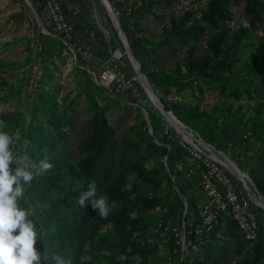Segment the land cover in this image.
<instances>
[{"label":"rangeland","instance_id":"obj_1","mask_svg":"<svg viewBox=\"0 0 264 264\" xmlns=\"http://www.w3.org/2000/svg\"><path fill=\"white\" fill-rule=\"evenodd\" d=\"M28 2L42 29L23 0H0V120L7 124L0 130H18L29 140L26 151L34 163L62 162L63 173L80 176L63 190L89 219L82 261L164 264L168 235L156 234L155 225L165 208L177 219L172 191L184 206L186 200L204 202L187 169H205L215 151L196 150L155 108L99 0H58L66 32L42 0ZM109 3L161 102L197 139L233 161L264 196V0ZM176 147L182 151L168 164ZM176 179L189 187L186 197ZM92 181L109 204L117 202L107 218L89 201L78 203ZM29 189L19 200L22 207H30ZM259 209L264 234V209ZM229 229L222 221L200 237L189 261L220 264L218 245ZM224 264H264V243L256 253L229 248Z\"/></svg>","mask_w":264,"mask_h":264},{"label":"trees","instance_id":"obj_2","mask_svg":"<svg viewBox=\"0 0 264 264\" xmlns=\"http://www.w3.org/2000/svg\"><path fill=\"white\" fill-rule=\"evenodd\" d=\"M109 2H111V0H109ZM164 106L166 110L170 111V108L167 105ZM175 151L177 152V155H180V152L182 150L180 147L178 149H174L172 156L170 158L168 157L167 159L168 164H171L174 161L173 155ZM40 161L41 160L36 161L35 164L38 166ZM62 169L63 163L56 162L52 163L51 170L47 172L40 173L35 170V173L33 175L34 178L30 184V189L26 193L27 198L30 200V207H26L27 203H25L23 207L31 208L34 213L32 219L36 221L37 228L40 233V239L38 240L36 247L39 251L45 254V260L43 264H55V261L52 259L54 255L63 257L66 261H70L71 264H91L89 262L82 261L85 242L84 228L85 225L89 224V219L84 211L80 212L76 210L74 202L68 195H65V191L63 190V187L69 184L71 181H77L78 179H81L80 176L76 173H63ZM188 170L189 168L187 169V172ZM199 171L200 170L198 169H194L195 173L189 174V176L193 175V178L191 180L192 182L190 181L189 183H193L195 188L202 192V190L198 186ZM179 180L180 179H176L175 187L181 196L186 197V192L189 187H185V185L183 186V184ZM59 185L62 186L58 191L57 187H59ZM202 194L204 195L203 192ZM172 196L178 201L179 204V209L176 212L177 219L174 221L171 218V209L165 208V213L164 215H162L160 220L168 222L172 227L180 224V221L182 220L184 215V221L189 222L191 220V214L196 213L198 206L196 204H192V202H190L189 200H186L188 205L184 206L182 201L177 197V194H175L173 191ZM18 204L22 207V203L20 201L18 202ZM259 210L260 209L258 208V212ZM225 222H227L230 229L227 235H224V237L228 236L230 237V240L225 241L223 237L220 241L218 245L219 255L217 257V263H225L229 248L238 251L247 250L249 252L256 253L260 244L264 243V234L261 230L263 221L260 217V214L258 218L257 241L252 248H245L241 244L240 234L231 221L226 220ZM233 231L234 236H232L231 234V232L233 233ZM213 232L214 231L212 230L210 233ZM167 235L168 238L166 240L165 247L168 250L174 246V242L171 233L168 232ZM190 257L191 256L187 257L184 264H196V260L192 262L189 261Z\"/></svg>","mask_w":264,"mask_h":264},{"label":"built area","instance_id":"obj_3","mask_svg":"<svg viewBox=\"0 0 264 264\" xmlns=\"http://www.w3.org/2000/svg\"><path fill=\"white\" fill-rule=\"evenodd\" d=\"M42 1L52 21L60 30L66 32L65 17L58 0ZM102 79L107 81L105 76ZM114 79L115 77L110 82ZM250 134L245 133L243 138H248ZM198 167L200 166L197 165ZM204 167L205 169L199 171L198 186L204 193L205 200L198 206L196 213L191 214V220L185 222L183 215L180 224L176 226L171 227L163 220L155 225L156 234L164 235L170 232L173 236L174 246L167 250L164 264H184L187 257L198 251V239L226 220L235 225L240 234L241 244L245 248L254 247L257 241L260 206L251 200L252 193L248 192L242 181L222 163L209 158L204 161ZM193 169L189 168V174H192ZM233 176L237 179L235 180ZM224 239L227 241L230 237L225 236Z\"/></svg>","mask_w":264,"mask_h":264},{"label":"clouds","instance_id":"obj_4","mask_svg":"<svg viewBox=\"0 0 264 264\" xmlns=\"http://www.w3.org/2000/svg\"><path fill=\"white\" fill-rule=\"evenodd\" d=\"M7 128L0 120V129ZM19 143V150L14 151ZM30 141L23 139L17 130L9 134L0 130V264H43L45 254L36 247L40 233L31 208L19 206L24 199L27 187L33 180V170L40 173L51 170L52 164L47 160L37 166L26 151ZM10 165H15L11 168ZM89 201L91 208L102 218H107L110 211L117 206L116 201L109 204V197L98 194L95 181L88 185V190L78 197L81 207ZM52 259L55 264H71L59 255Z\"/></svg>","mask_w":264,"mask_h":264},{"label":"water","instance_id":"obj_5","mask_svg":"<svg viewBox=\"0 0 264 264\" xmlns=\"http://www.w3.org/2000/svg\"><path fill=\"white\" fill-rule=\"evenodd\" d=\"M25 2V4L28 6L29 10L35 15L36 19H37V22L39 23L40 25V28L42 29L43 26H42V23L41 21L39 20V18L37 17V15L35 14L33 8L31 7V5L29 4L28 0H23ZM100 1V4L103 6V8L105 9L106 13H107V16L108 18L110 19L112 25H113V28L115 29L116 31V34H117V37L122 45V48H123V53L126 55L127 59L129 60L137 78L139 79V81L141 82V85L144 87V89L149 93L151 94L158 102V104L160 105L161 107V112L163 114H169L171 115L174 120L185 130L187 131L190 136L192 137V139L198 141V142H201V143H204L202 140H199V139H196L195 136L192 134L191 131H189L187 129V127L181 122L179 121L171 111L169 110H166L165 106L163 105V103L161 102L160 98L154 93L153 89L151 88L149 82L147 81L145 75L141 72V69H140V66L138 64V62L136 61V59L134 58L133 56V53L129 47V44L125 38V35L120 27V24H119V21H118V18H117V14L114 12L113 8L111 7L110 3L108 0H99ZM118 55L120 56L121 55V52L119 50H117ZM144 115L147 117V114L146 112L144 111ZM145 120L147 121V119L145 118ZM149 132H151V130L149 129ZM214 149V148H213ZM242 183L244 184V187L247 189L248 192H251L252 193V197L255 199V198H258L259 201L263 202L264 203V196H262L258 191L257 189L255 188V186L253 185L251 179L248 178L247 176V182L244 180V179H241ZM248 183V185H247ZM258 205V204H257ZM262 208V207H261ZM263 209V208H262Z\"/></svg>","mask_w":264,"mask_h":264},{"label":"bare ground","instance_id":"obj_6","mask_svg":"<svg viewBox=\"0 0 264 264\" xmlns=\"http://www.w3.org/2000/svg\"><path fill=\"white\" fill-rule=\"evenodd\" d=\"M137 81L140 83L139 79L136 78ZM142 86V85H141ZM142 88L144 89V87L142 86ZM147 97L149 98V100L153 103V105L155 106V108H157V110L165 117V119L177 130V132L182 136V138L187 141L189 144H191L196 150H199L198 147L204 148L207 151L211 152V151H215L214 154L210 155V158L222 163L233 175H235L239 180L244 179L247 182V175L242 172L238 166L231 161L225 154H223L220 151H217L216 149H213V147L207 145L206 143H201L198 142L194 139H192V137L190 136V134L185 131L175 120L174 118L169 115V114H163L161 112V107L158 104L157 100L151 95L149 94L145 89H144ZM145 118L147 119V117L145 116ZM196 138V137H195ZM197 139V138H196ZM248 178L250 179V177L248 176ZM248 185V183H247ZM255 202L264 209V203L259 201L258 198H255Z\"/></svg>","mask_w":264,"mask_h":264}]
</instances>
